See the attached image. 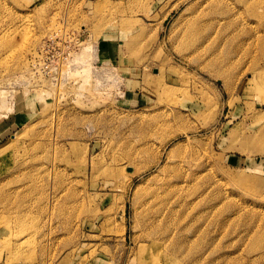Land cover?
Returning a JSON list of instances; mask_svg holds the SVG:
<instances>
[{
    "label": "rangeland",
    "instance_id": "1",
    "mask_svg": "<svg viewBox=\"0 0 264 264\" xmlns=\"http://www.w3.org/2000/svg\"><path fill=\"white\" fill-rule=\"evenodd\" d=\"M263 132L264 0H0V264H264Z\"/></svg>",
    "mask_w": 264,
    "mask_h": 264
},
{
    "label": "built area",
    "instance_id": "2",
    "mask_svg": "<svg viewBox=\"0 0 264 264\" xmlns=\"http://www.w3.org/2000/svg\"><path fill=\"white\" fill-rule=\"evenodd\" d=\"M71 37H67L64 30L56 33L51 40L42 46L41 50L36 53L34 58V68L37 72H44L50 70H61L67 66V62L71 59L74 52L73 47H70L72 42ZM78 42L79 38H75ZM56 58V61H51Z\"/></svg>",
    "mask_w": 264,
    "mask_h": 264
},
{
    "label": "bare ground",
    "instance_id": "3",
    "mask_svg": "<svg viewBox=\"0 0 264 264\" xmlns=\"http://www.w3.org/2000/svg\"><path fill=\"white\" fill-rule=\"evenodd\" d=\"M199 48V47H198ZM198 48H196V49H198ZM80 53V52H79ZM90 55L87 53V52H82V53H80V54H77L76 55V60L77 61H80L79 63H81L80 65H84V64H87L88 62H89V57ZM85 66V65H84ZM77 67H79V65H77ZM263 134H264V132H263ZM178 156V155H177ZM187 160V159H186ZM183 161V160H182ZM186 163V162H185ZM179 164H180V162H179ZM179 164H178V166H179ZM182 164H183V162H182ZM167 165V164H166ZM177 165V164H176ZM167 167V166H166ZM181 167V166H180ZM172 168H174V167H172ZM178 168V167H177ZM164 169V168H163ZM165 170V169H164ZM176 170V169H175ZM165 171H167V169L165 170ZM164 171V172H165ZM173 171H174V169H173ZM166 173V172H165ZM177 173V172H176ZM179 174V173H178ZM177 176V175H176ZM175 176V177H176ZM182 176V175H181ZM180 176V177H181ZM179 177V178H180ZM170 178V177H169ZM167 179H165L164 181H166ZM178 182H179V180H178ZM175 185V184H174ZM175 187V186H174ZM177 187V186H176ZM175 189V188H174ZM168 190H170V188L168 189ZM179 191V190H178ZM159 192V191H158ZM171 192V191H170ZM166 194V193H165ZM164 194V195H165ZM174 194V193H173ZM172 194V195H173ZM171 193H168V194H166V196L164 197H162V198H159V205H160V207L161 206H163V207H165L164 205L165 204H167V202L169 201V199L171 200L172 198H171ZM173 197V196H172ZM174 198V197H173ZM169 203V202H168ZM156 208V207H155Z\"/></svg>",
    "mask_w": 264,
    "mask_h": 264
},
{
    "label": "crops",
    "instance_id": "4",
    "mask_svg": "<svg viewBox=\"0 0 264 264\" xmlns=\"http://www.w3.org/2000/svg\"><path fill=\"white\" fill-rule=\"evenodd\" d=\"M1 136V135H0Z\"/></svg>",
    "mask_w": 264,
    "mask_h": 264
}]
</instances>
